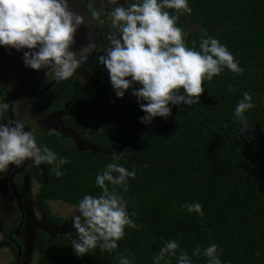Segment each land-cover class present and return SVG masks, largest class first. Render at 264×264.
Returning <instances> with one entry per match:
<instances>
[{
  "label": "trees",
  "instance_id": "16d2710c",
  "mask_svg": "<svg viewBox=\"0 0 264 264\" xmlns=\"http://www.w3.org/2000/svg\"><path fill=\"white\" fill-rule=\"evenodd\" d=\"M188 4L191 14L183 13L177 21L186 33V45L199 51L202 37L216 38L243 72L225 67L204 81L197 104L170 105V116L155 117L149 124L139 119L145 113L137 97L127 102L138 85L117 98L97 55L85 65L90 80L85 88L73 76L50 85L40 96L39 110L65 111L64 126L97 150L77 149L70 138L51 131L34 135L39 147L71 161L60 166L64 172L60 177L53 172L54 164L41 163V170L35 163L28 167L40 182L36 196L40 210L49 222L66 230L52 237L35 230L36 264H119L121 256L131 264H154L153 257L169 240H175L179 249L160 264H178L180 251L188 253L192 264H207L203 250L211 244L218 246V253L223 250L222 264H264V0ZM165 10L175 14L174 9ZM2 71L7 76L8 70ZM41 83L27 79L24 86L36 89ZM5 92L0 86V103H6ZM244 92L250 93L255 107L245 113L250 128L240 132L235 107ZM114 153L124 155L114 160ZM109 163L136 171L135 178L126 181L127 192L111 184L109 189L124 197L129 215L136 213L131 218L140 227H125V236L112 252L98 246L80 257L71 245L76 235L72 217L78 214L56 215L48 201L77 205L86 194L100 195L96 175ZM193 203L202 205L203 216L181 207ZM197 247L200 254L192 256Z\"/></svg>",
  "mask_w": 264,
  "mask_h": 264
},
{
  "label": "clouds",
  "instance_id": "9594fccd",
  "mask_svg": "<svg viewBox=\"0 0 264 264\" xmlns=\"http://www.w3.org/2000/svg\"><path fill=\"white\" fill-rule=\"evenodd\" d=\"M110 8L89 7L91 19L96 21L95 29L104 24L102 17L111 18V29L103 34L107 43L103 55L95 60L108 72L110 83L117 98H123L133 84L140 109L145 113L140 121L151 123L155 117L171 115L170 105H194L204 92V81H211L226 67L241 74L239 62L216 38L204 36L199 51L189 48L185 42L186 33L177 26L179 15L191 14L188 0H137L126 5L119 0H106ZM165 9H174L175 14ZM85 17L73 10L70 0H0V46L23 51L25 66L33 70L46 69L47 78L61 82L71 78L96 51L95 29L87 25L89 43L74 51L76 33L85 25ZM195 45L196 41L193 40ZM183 89V94H181ZM231 90V86H230ZM9 103H0V117L8 111ZM252 96L243 93L235 107V117L241 123L240 132L250 127L245 113L254 108ZM124 153L113 154L119 160ZM31 159L36 165L54 164L56 177L64 175L60 166L71 161L59 157L48 147H39L32 131H26L19 120L0 122V172L10 165H21ZM116 173L117 175H114ZM135 169L129 171L123 165L109 163L96 175L95 183L102 190L98 196L84 195L78 203V215L72 217L75 238L72 239L74 253L83 257L93 249L112 252L118 248V241L125 236V227L138 229L129 215L127 202L109 184L122 186L127 192L128 178H135ZM189 212L203 216L202 205H182ZM179 244L175 240L165 241L159 253L153 257L154 264H160L166 256H175ZM201 252L193 249L192 256ZM218 246L211 244L204 248L207 264H222ZM119 255V254H118ZM129 256L132 253L128 254ZM119 264H131L121 256ZM178 264H192L186 251H180Z\"/></svg>",
  "mask_w": 264,
  "mask_h": 264
},
{
  "label": "rangeland",
  "instance_id": "374dc122",
  "mask_svg": "<svg viewBox=\"0 0 264 264\" xmlns=\"http://www.w3.org/2000/svg\"><path fill=\"white\" fill-rule=\"evenodd\" d=\"M119 3L127 6L126 2L123 0H119ZM70 6L73 7L74 11L79 12L85 17L86 24L78 28L75 37L76 43L73 46L74 51H79L81 45H87L89 43L88 33L91 29L87 25L94 28L93 20L88 11L89 7L100 9L101 7L110 8L111 6L106 3V0H70ZM102 19L104 20V24L98 29L102 31V33H106L111 29V18L105 15ZM94 35L97 37L95 31ZM106 43L107 41L103 39L102 35L94 55H103L101 50ZM26 50L27 49L17 51L14 48L8 49L0 46V86L5 87L6 97H9L12 92L20 90L24 86V81L27 79L47 81L50 78H47L45 75L46 69L33 70L25 66L22 56L23 51ZM3 69L8 70V74L5 77L1 75L3 74ZM75 77L81 84H86L89 80V73L86 69H82L75 74ZM131 96L135 97L132 95V92ZM23 101L25 106L21 104V100H17V104H15V113L19 116L17 120L21 123H27L38 129L58 133L60 137H69L77 149H88L91 152L97 150L94 146L81 142L77 134H74L71 130L62 126V111H57L54 114L48 115L45 119V116L40 117L36 108H34L37 98L24 95L22 96V102ZM4 118L5 116L3 114V116L0 117V122H7ZM16 166L15 164L10 165L7 170L0 172V264H11L15 256V249L7 240V232L10 228L16 226L17 218L14 217L15 213H13V199L7 193L6 177L10 170ZM21 176L22 179L19 188L24 195L22 201L24 215L20 226V235L18 237L21 247L19 264H36L37 254L32 247L34 231L40 228L52 237L54 234L66 230L49 222L40 210L35 201L39 184L30 176V172H24ZM48 206L52 213L63 218H67L73 214H79L77 210L78 204L74 205L61 200H50L48 201Z\"/></svg>",
  "mask_w": 264,
  "mask_h": 264
},
{
  "label": "flooded vegetation",
  "instance_id": "af4514ba",
  "mask_svg": "<svg viewBox=\"0 0 264 264\" xmlns=\"http://www.w3.org/2000/svg\"><path fill=\"white\" fill-rule=\"evenodd\" d=\"M86 1V0H85ZM125 2V1H124ZM95 25H96V21L95 20H93V26H94V29H95ZM95 33H96V40H95V42H96V49L98 48V43H99V41H100V38H101V36L104 34V33H102V31H100L99 29H98V27L95 29ZM94 53H95V51L93 52V56L92 57H94V56H96V55H94ZM82 69H85V67H83V68H79L77 71H76V73L77 72H79L80 70H82ZM75 73V74H76ZM75 74L73 75V77H75ZM76 78V77H75ZM34 80V79H33ZM51 80H53L52 78H49L47 81H44V80H40L42 83L41 84H39L37 87H36V89H31L28 85H25V86H23L20 90H17V91H15V92H12L11 93V95L9 96V97H6V103H8L9 102V100L10 99H12L13 98V101H12V103H11V110H10V112L9 111H7V112H5L4 113V116H5V118L4 119H6V121L8 122V121H11V120H17V117H19V116H17L16 115V113H15V111H16V105L15 104H17V100H21V104L23 105V106H25V103H24V101L22 102V96H24V95H27V96H29V97H31V98H37V102H36V105H35V107L34 108H36V110H37V112H38V115L40 116V117H44L45 119L48 117V115H51V114H54L55 112H57V111H62V115L64 114V112L65 111H63L62 109H59V110H57V111H53V112H42V111H40L39 110V100H40V96H41V94H38V91L40 90V89H42L49 81H51ZM79 81V80H78ZM56 81L55 80H53V82L50 84V85H52L53 83H55ZM80 82V81H79ZM90 82V80H88V82L86 83V84H82V85H84V88L87 86V84ZM24 84V83H23ZM81 84V83H80ZM49 85V86H50ZM49 88V87H48ZM47 88V89H48ZM46 89V90H47ZM45 90V91H46ZM62 115H61V117H62ZM61 123H62V126L64 127V128H66L65 126H64V124H63V121H62V118H61ZM24 126H25V130L26 131H32L33 132V134L35 135V134H37V133H43V132H49V131H46V130H42V129H38V128H36L35 126H32V125H28L27 123H25L24 124ZM66 129H69V128H66ZM69 130H71V129H69ZM72 131V130H71ZM58 134V133H57ZM75 134V133H74ZM59 135V134H58ZM62 137V136H61ZM69 138V137H68ZM30 164H34V162L33 161H31L30 159L29 160H26V161H24L21 165H19V166H16L15 168H13V169H11L10 170V172L8 173V175H7V177H6V185H7V193H8V195L9 196H11V198L13 199V213H15V215H14V217L15 218H17V222H16V226L15 227H13V228H10L9 230H8V232H7V240H8V242L9 243H11V245L13 246V248L15 249V256H16V247H19V249H20V254H19V258H20V255H21V247H20V244H19V241H18V237H19V235H20V226H21V224H22V221H23V207H22V201H23V197H24V195H23V192L20 190V188H19V186H20V184H21V179H22V174L24 173V172H30V176L32 177V178H34L35 179V177L32 175V172H31V169L30 168H28L29 167V165ZM38 167H39V169L41 170L42 169V166H41V164L40 165H37ZM42 173V172H41ZM11 176V177H10ZM36 180V179H35ZM37 181V180H36ZM37 183L38 184H40V182L39 181H37ZM38 187H39V185H38ZM12 191H14V193L17 195V198H18V200H19V203L17 204L16 203V198H15V196L13 195V193H12ZM37 191H38V188H37ZM37 194H38V192H37ZM37 196V195H36ZM36 196H35V201H36ZM37 203V202H36ZM38 204V203H37ZM14 218V219H15ZM18 224H19V227H18V229L16 230V232L14 231L15 230V228L18 226ZM37 229H40V228H37ZM43 230V229H42ZM35 232V231H34ZM46 232V231H45ZM47 233V232H46ZM34 236V235H33ZM33 247V246H32ZM15 256H14V259H15ZM19 258H18V262H17V264H19ZM14 259H13V261H12V264H14Z\"/></svg>",
  "mask_w": 264,
  "mask_h": 264
},
{
  "label": "water",
  "instance_id": "95a60500",
  "mask_svg": "<svg viewBox=\"0 0 264 264\" xmlns=\"http://www.w3.org/2000/svg\"><path fill=\"white\" fill-rule=\"evenodd\" d=\"M93 56V53L92 54H90V56H89V59L91 58ZM88 59V60H89ZM87 63V62H86ZM86 63H84L80 68H83V67H85V65H86ZM53 82V80H51V81H49L42 89H40L39 91H38V94H41V93H43L48 87H49V85L51 84ZM90 83V82H89ZM134 98L135 97H132L131 96V94H129V98H128V100H127V102L129 103V102H131V101H133L134 100ZM12 101H13V98L12 99H10L9 100V105H10V107H9V109H8V111L10 112V110H11V103H12ZM11 177V176H10ZM12 193H13V195L15 196V198H16V203L18 204L19 203V200H18V198H17V195L14 193V191H12ZM18 227H19V224H18V226L15 228V232H16V230L18 229ZM19 254H20V249H19V247H16V256H15V259H14V264H17V262H18V258H19Z\"/></svg>",
  "mask_w": 264,
  "mask_h": 264
}]
</instances>
